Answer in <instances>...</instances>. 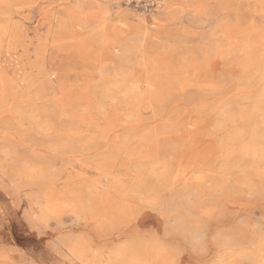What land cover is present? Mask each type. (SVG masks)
Here are the masks:
<instances>
[{
  "label": "rangeland",
  "instance_id": "374dc122",
  "mask_svg": "<svg viewBox=\"0 0 264 264\" xmlns=\"http://www.w3.org/2000/svg\"><path fill=\"white\" fill-rule=\"evenodd\" d=\"M257 8L38 0L22 11L26 51L0 82V264H264ZM107 26L117 34L102 42ZM40 57L59 75L53 91L32 67Z\"/></svg>",
  "mask_w": 264,
  "mask_h": 264
},
{
  "label": "bare ground",
  "instance_id": "6f19581e",
  "mask_svg": "<svg viewBox=\"0 0 264 264\" xmlns=\"http://www.w3.org/2000/svg\"><path fill=\"white\" fill-rule=\"evenodd\" d=\"M37 1L38 0H0V6L2 8H5V11H6V14H7L6 16L9 18L8 24L11 27V28L10 27L9 28L7 27L6 28V31L4 32L5 33V37L7 38V41H6L5 45L3 43H0V56H1V59L3 58V61L0 63V82H4L5 83V82L11 81L10 77L7 75L8 70L5 68L6 67L5 66L6 64L4 63V61L5 62L6 61H9V62L13 61L14 59H13V54L12 53L18 47H20V49H22L23 51H26V46L24 44L25 41H24V37L22 35L21 27H20L19 22L16 21L15 18H17L22 13V11H24L25 9L32 8L35 5V3H37ZM196 1L198 2V0H195V2ZM246 1L252 2L254 4H257V7H258L257 8V11L264 17V0H246ZM1 7H0V9H1ZM197 9H199V8H197ZM197 9H195L194 11H197ZM102 31L104 32V34H102V36L100 38L102 42H105L108 39L109 34H117L116 33L117 30L113 29L110 26L103 27L102 28ZM25 55H26V53H25ZM34 55H35V57L36 56L38 57V55H41V51L36 50L35 53H34ZM40 63H42V57H40L39 59H37V61L35 62V64L32 67L35 69V71L37 72V74L39 76H43V78H44L43 87L46 86L49 89H51V91H53V89H54L53 86H55V83L54 82L56 80H58L59 75L57 73H48L49 71H44L43 66L40 65ZM12 69L14 71L13 72L14 73V77H16L17 79H20V77H22V75H21V73L19 71V67H17V65L12 64ZM47 70H48V68H47ZM245 95H247V94H245ZM199 170H200V168H199ZM185 174H186V172H185Z\"/></svg>",
  "mask_w": 264,
  "mask_h": 264
},
{
  "label": "built area",
  "instance_id": "2783aa9c",
  "mask_svg": "<svg viewBox=\"0 0 264 264\" xmlns=\"http://www.w3.org/2000/svg\"><path fill=\"white\" fill-rule=\"evenodd\" d=\"M128 4L144 12H154L163 4L164 0H125Z\"/></svg>",
  "mask_w": 264,
  "mask_h": 264
}]
</instances>
